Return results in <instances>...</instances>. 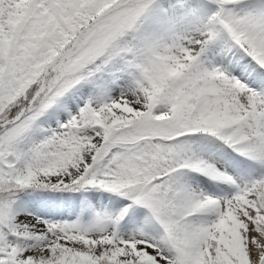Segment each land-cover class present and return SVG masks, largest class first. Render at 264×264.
Returning a JSON list of instances; mask_svg holds the SVG:
<instances>
[{
  "label": "snow or ice",
  "instance_id": "obj_1",
  "mask_svg": "<svg viewBox=\"0 0 264 264\" xmlns=\"http://www.w3.org/2000/svg\"><path fill=\"white\" fill-rule=\"evenodd\" d=\"M0 264H264V0H0Z\"/></svg>",
  "mask_w": 264,
  "mask_h": 264
}]
</instances>
